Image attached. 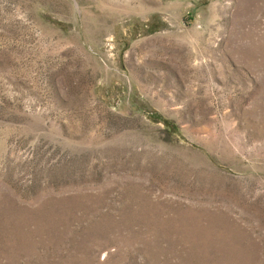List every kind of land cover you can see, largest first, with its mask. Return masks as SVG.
<instances>
[{
    "label": "rangeland",
    "instance_id": "374dc122",
    "mask_svg": "<svg viewBox=\"0 0 264 264\" xmlns=\"http://www.w3.org/2000/svg\"><path fill=\"white\" fill-rule=\"evenodd\" d=\"M0 264H264V0H0Z\"/></svg>",
    "mask_w": 264,
    "mask_h": 264
}]
</instances>
